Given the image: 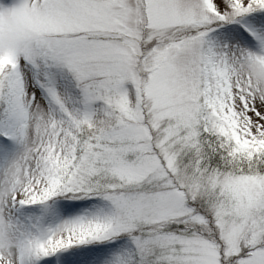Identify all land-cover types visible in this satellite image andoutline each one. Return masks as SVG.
<instances>
[{
	"label": "snow or ice",
	"instance_id": "6c2138e0",
	"mask_svg": "<svg viewBox=\"0 0 264 264\" xmlns=\"http://www.w3.org/2000/svg\"><path fill=\"white\" fill-rule=\"evenodd\" d=\"M0 264H264V0H0Z\"/></svg>",
	"mask_w": 264,
	"mask_h": 264
}]
</instances>
